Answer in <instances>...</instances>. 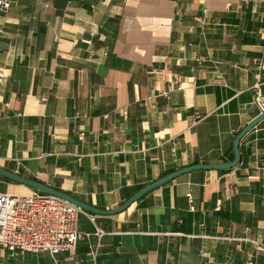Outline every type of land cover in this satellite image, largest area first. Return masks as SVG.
<instances>
[{
  "label": "crops",
  "instance_id": "0c3cea01",
  "mask_svg": "<svg viewBox=\"0 0 264 264\" xmlns=\"http://www.w3.org/2000/svg\"><path fill=\"white\" fill-rule=\"evenodd\" d=\"M9 4L0 8L6 172L113 211L172 171L230 163L235 136L259 115L264 0ZM239 153L234 169L187 172L120 214L81 215L79 232L91 236L74 252L0 250V264H264L240 241L264 243V121ZM30 192L0 179L1 194Z\"/></svg>",
  "mask_w": 264,
  "mask_h": 264
},
{
  "label": "built area",
  "instance_id": "2783aa9c",
  "mask_svg": "<svg viewBox=\"0 0 264 264\" xmlns=\"http://www.w3.org/2000/svg\"><path fill=\"white\" fill-rule=\"evenodd\" d=\"M9 5V0H0L3 10H7ZM103 55L106 56L105 53ZM255 103L259 111L264 109V97L257 95ZM81 215L85 213L80 208L37 191L26 195L0 193V250L19 255L44 252L53 259L59 254L74 252L80 239L91 236L90 233L79 232ZM86 216L93 220L92 216ZM95 235L98 241L89 245L87 254L92 262L97 257L102 232L97 230ZM240 241L252 247L254 258L264 252L263 242L250 239Z\"/></svg>",
  "mask_w": 264,
  "mask_h": 264
},
{
  "label": "water",
  "instance_id": "95a60500",
  "mask_svg": "<svg viewBox=\"0 0 264 264\" xmlns=\"http://www.w3.org/2000/svg\"><path fill=\"white\" fill-rule=\"evenodd\" d=\"M262 121H264V109L260 110L259 115L254 118L251 122H249L236 136L233 140V161L226 164H219V165H192L188 166L182 169H179L175 172L172 171L171 174L162 177L158 179V181H154L143 188H141L139 191H137L135 194L131 195V197L125 202V204L120 207L117 210L113 211H101L96 210L95 208L88 206L86 204H83L76 199L72 198L69 195L63 194L62 192H58L48 186H45L43 184H40L38 182L32 181L30 179L21 177L16 174H12L9 172H6L5 170L0 168V177L5 178L9 180L10 182L18 185H23L33 191H37L46 195H51L53 197L60 198L69 204L80 208L81 211H83L85 214H89L92 216H114L117 214H120L124 212L126 209H128L133 203L139 201L142 197L149 194L150 192L161 188L162 186L173 182V180L177 179L178 177L185 175L193 171H224L229 169H234V167L239 163L240 160V153H239V143L240 140L248 134L252 129H254L258 124H260Z\"/></svg>",
  "mask_w": 264,
  "mask_h": 264
},
{
  "label": "trees",
  "instance_id": "16d2710c",
  "mask_svg": "<svg viewBox=\"0 0 264 264\" xmlns=\"http://www.w3.org/2000/svg\"><path fill=\"white\" fill-rule=\"evenodd\" d=\"M233 161V160H232ZM231 161V162H232ZM172 173V172H171ZM171 173H169V174H171ZM169 174H167V175H169ZM167 175H165V176H167ZM19 176H21V175H19ZM165 176H163V177H165ZM0 179L1 180H3L4 182H6V183H9V184H14V183H12V182H10L9 180H7V179H5V178H2V177H0ZM27 179H30V180H32V181H35V182H38V183H40L39 181H37L36 179H33V178H27ZM41 184V183H40ZM54 190H56V191H58V192H62L61 190H59V189H57V188H55ZM140 190V189H139ZM138 190V191H139ZM63 194H65V192H62ZM67 195V194H66ZM258 257H260V254H258L257 255Z\"/></svg>",
  "mask_w": 264,
  "mask_h": 264
},
{
  "label": "rangeland",
  "instance_id": "374dc122",
  "mask_svg": "<svg viewBox=\"0 0 264 264\" xmlns=\"http://www.w3.org/2000/svg\"><path fill=\"white\" fill-rule=\"evenodd\" d=\"M31 190V189H30ZM31 191H33V190H31Z\"/></svg>",
  "mask_w": 264,
  "mask_h": 264
}]
</instances>
